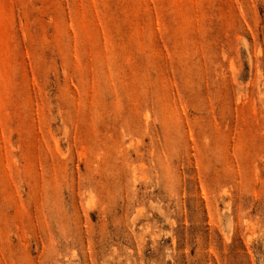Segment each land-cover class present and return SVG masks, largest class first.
<instances>
[{
	"label": "rangeland",
	"instance_id": "1",
	"mask_svg": "<svg viewBox=\"0 0 264 264\" xmlns=\"http://www.w3.org/2000/svg\"><path fill=\"white\" fill-rule=\"evenodd\" d=\"M0 264H264V0H0Z\"/></svg>",
	"mask_w": 264,
	"mask_h": 264
}]
</instances>
